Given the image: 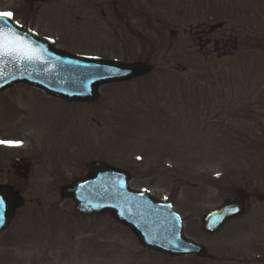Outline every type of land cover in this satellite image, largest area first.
I'll use <instances>...</instances> for the list:
<instances>
[{
	"label": "rangeland",
	"instance_id": "rangeland-1",
	"mask_svg": "<svg viewBox=\"0 0 264 264\" xmlns=\"http://www.w3.org/2000/svg\"><path fill=\"white\" fill-rule=\"evenodd\" d=\"M74 1L0 0V11L30 17V27L44 35L54 29L79 37L80 52L92 49L83 50L82 40L113 45V22L93 9L99 1L60 9ZM228 1L149 0L146 15L131 22L141 38L124 43L135 54L150 53L152 70L100 85L93 102L64 101L23 82L0 91V140L22 142L0 144V182L24 200L0 231V264H264V42L237 43L229 53L218 41L215 53L213 41L204 50L194 41L203 21H225L213 32L217 38L230 20L264 33V0H244L246 16L228 14ZM231 3L240 9L241 0ZM133 53L123 51V58ZM179 64L187 68L179 71ZM21 112L39 126L19 125ZM39 113L52 118V131L40 125ZM16 155L31 162L25 177L7 171ZM94 159L127 168L132 187L170 202L184 234L208 255L150 248L110 211L75 210L61 186L85 174ZM239 188L248 193L243 212L214 232L204 230L203 215Z\"/></svg>",
	"mask_w": 264,
	"mask_h": 264
},
{
	"label": "water",
	"instance_id": "water-1",
	"mask_svg": "<svg viewBox=\"0 0 264 264\" xmlns=\"http://www.w3.org/2000/svg\"><path fill=\"white\" fill-rule=\"evenodd\" d=\"M5 26L11 27L39 48L40 59L29 62L10 57L0 58V90L15 82L25 81L66 99H94L98 96L99 84L149 70V66L142 62L124 63L59 49L51 39L39 36L12 18L0 20V27ZM183 68L179 66V69ZM15 165L17 169L24 168L23 172L16 169L17 172L26 175L29 169L27 162L17 158ZM128 178V173L123 169L93 161L90 163V172L65 184L62 192L73 196L76 208L82 212L112 211L147 246L170 253H206L204 246L183 235L181 217L168 202L157 200L144 190L131 189ZM244 197L242 190H239L234 198L206 213L203 227L214 231L226 218L240 213ZM0 198L4 199V206L0 209L1 229L8 223L14 208L20 205L22 199L4 183H0Z\"/></svg>",
	"mask_w": 264,
	"mask_h": 264
},
{
	"label": "flooded vegetation",
	"instance_id": "flooded-vegetation-1",
	"mask_svg": "<svg viewBox=\"0 0 264 264\" xmlns=\"http://www.w3.org/2000/svg\"><path fill=\"white\" fill-rule=\"evenodd\" d=\"M38 2H42V3H48V2H52L55 3L56 0H36ZM94 1V0H76L74 1V4H69L68 2L60 4L61 8L63 11H67L66 9H68V11H71V8H79L82 7L83 9H89V8H93L94 4H91L90 2ZM99 1V13L100 16L102 17V19L109 24L110 22H113L114 24V30L117 34V38L114 40V44L112 45V43H110L109 41L107 42V44L105 46L103 45H99L96 42H94L93 44H91L89 40H82L81 42H83V49L85 47H91L92 49L87 50V52L84 53H88L90 55H95V56H100V57H116V58H121L124 59L123 56L128 55L129 53H126L125 55H123V51L124 52H130L133 53V55L131 57H129V60L127 61H134V60H141V61H148L149 57H150V53H146L144 55H142V53L140 54H135V49L130 46V44H125V41H130V39H133L134 34L136 35L137 33L133 30V25H131L132 19L135 20L137 16L139 17H143L144 15H146V11L149 10V0H98ZM140 1H145V5H143L142 3H138ZM148 1V2H147ZM76 2V3H75ZM137 2V3H136ZM32 5H30L31 7ZM38 7V6H37ZM59 7V6H58ZM41 9V8H40ZM39 9V10H40ZM93 9H96L93 8ZM248 10V7L246 6V3H244V15H245V11ZM112 12V13H111ZM246 16V15H245ZM108 17H110L111 19H108ZM24 20H21L22 23H24L26 26L30 27L29 25V20L30 17L27 18H22ZM94 20V19H93ZM27 21V22H25ZM88 21H90L88 19ZM87 21V22H88ZM231 22H229L230 27L228 28L227 34H219L218 38L216 37V35H213V32L216 30L221 29L222 27H219L217 25L211 24V21H203L201 22L199 28H196L195 30V44L197 46V48H199V50H204L205 46H207L209 43H211V41L214 42V52L216 53V42L219 41V44L221 46H224L226 49H229L231 53L233 51L232 46H236L237 43L241 44L243 42L249 44V45H253L255 43V39H257V41L260 43L263 42L264 39V34L262 32V29L258 26L255 32H251L253 30L249 28V24L247 22H245L243 19H241V23H244V27L239 26L238 24H236L235 22H233L232 20H230ZM139 23H142V21H139ZM200 23V22H199ZM225 21L223 22L224 26ZM136 27V26H134ZM33 28V26L31 27ZM54 28H60V27H55ZM44 32V31H43ZM51 35H47L49 37H52L54 39V42L63 47V48H73V50H77L76 46H78V44L80 43L79 41V37H75L73 39L72 34H67L64 32H61L59 30H54L51 29L50 30ZM115 34V33H114ZM115 34V36H116ZM129 34V35H127ZM59 35L61 37H59ZM136 36H138L139 38L140 35L137 34ZM128 37V38H127ZM145 42H150L149 40L147 41V39L144 40ZM87 43V44H85ZM100 43V42H99ZM77 44V45H75ZM242 44V46H243ZM80 46V45H79ZM134 49V50H133ZM85 50V49H84ZM207 52L212 51V50H207ZM226 52V51H225ZM126 60V59H124ZM51 96V95H49ZM22 115L24 116V118L21 120L20 124L21 126H27L28 128L30 127H34L37 128L39 126V124L36 126L37 122H30L28 120H25V113L21 112ZM20 114V113H19ZM38 118H42L40 121V125L42 124H46L48 129H50L52 131V118L49 116L44 115L43 113H39L37 114ZM94 119V118H93ZM39 130V129H38ZM38 130L34 131L37 132ZM16 156H25V155H16ZM248 197V196H247Z\"/></svg>",
	"mask_w": 264,
	"mask_h": 264
},
{
	"label": "snow or ice",
	"instance_id": "snow-or-ice-1",
	"mask_svg": "<svg viewBox=\"0 0 264 264\" xmlns=\"http://www.w3.org/2000/svg\"><path fill=\"white\" fill-rule=\"evenodd\" d=\"M11 11H0V20L11 19ZM40 49L34 46L26 37L17 34L11 27H0V58L10 57L17 61H38ZM0 144L20 146L21 141L0 140ZM4 206V199L0 198V209ZM235 211V209H233Z\"/></svg>",
	"mask_w": 264,
	"mask_h": 264
}]
</instances>
